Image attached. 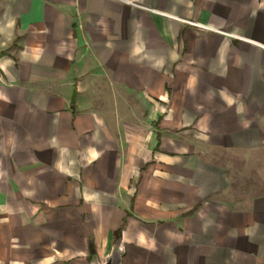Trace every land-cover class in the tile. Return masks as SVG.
I'll return each mask as SVG.
<instances>
[{
    "label": "crops",
    "instance_id": "obj_1",
    "mask_svg": "<svg viewBox=\"0 0 264 264\" xmlns=\"http://www.w3.org/2000/svg\"><path fill=\"white\" fill-rule=\"evenodd\" d=\"M114 249L264 264V0H0V264Z\"/></svg>",
    "mask_w": 264,
    "mask_h": 264
},
{
    "label": "water",
    "instance_id": "obj_2",
    "mask_svg": "<svg viewBox=\"0 0 264 264\" xmlns=\"http://www.w3.org/2000/svg\"><path fill=\"white\" fill-rule=\"evenodd\" d=\"M99 264V263H94ZM105 264H121V253L118 249H114L109 257L106 259Z\"/></svg>",
    "mask_w": 264,
    "mask_h": 264
},
{
    "label": "built area",
    "instance_id": "obj_3",
    "mask_svg": "<svg viewBox=\"0 0 264 264\" xmlns=\"http://www.w3.org/2000/svg\"><path fill=\"white\" fill-rule=\"evenodd\" d=\"M190 23L198 26V27H202V28H209L207 25H204L202 23H198V22H194V21H190Z\"/></svg>",
    "mask_w": 264,
    "mask_h": 264
}]
</instances>
